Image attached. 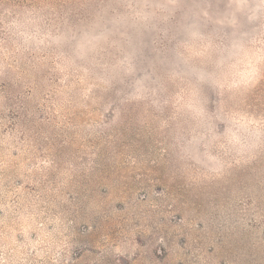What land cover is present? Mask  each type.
<instances>
[{
  "label": "rangeland",
  "instance_id": "1",
  "mask_svg": "<svg viewBox=\"0 0 264 264\" xmlns=\"http://www.w3.org/2000/svg\"><path fill=\"white\" fill-rule=\"evenodd\" d=\"M176 3L0 0V264H264V17Z\"/></svg>",
  "mask_w": 264,
  "mask_h": 264
},
{
  "label": "clouds",
  "instance_id": "2",
  "mask_svg": "<svg viewBox=\"0 0 264 264\" xmlns=\"http://www.w3.org/2000/svg\"><path fill=\"white\" fill-rule=\"evenodd\" d=\"M234 8L237 13L250 14L249 19H256L257 12L261 17H264V0H260L259 5H252L249 0H233ZM169 7L178 6L176 0H169ZM206 15V14H205ZM194 25H190L187 29L189 39L186 41L184 47L192 54L199 55L202 52H208L210 50H217V46L213 45L210 40H205L199 36L195 31H192ZM89 54V50H82L78 53L79 58H86Z\"/></svg>",
  "mask_w": 264,
  "mask_h": 264
}]
</instances>
